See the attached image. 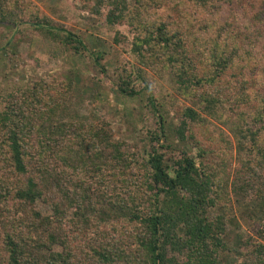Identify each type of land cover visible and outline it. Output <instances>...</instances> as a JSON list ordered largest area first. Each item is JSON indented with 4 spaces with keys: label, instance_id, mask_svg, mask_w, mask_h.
Returning <instances> with one entry per match:
<instances>
[{
    "label": "trees",
    "instance_id": "obj_1",
    "mask_svg": "<svg viewBox=\"0 0 264 264\" xmlns=\"http://www.w3.org/2000/svg\"><path fill=\"white\" fill-rule=\"evenodd\" d=\"M166 1L171 0H134L133 7L129 0H73L111 26L129 25L137 65L119 70V91L129 97L147 91L159 117L158 126L148 131L147 156L126 151L109 123L63 118L71 83L65 93L36 84L0 99V264H220L221 254L231 247L224 216L214 214V208L229 195L226 167L232 142L207 116L231 128L249 174L241 190L234 189L245 197L252 193L259 207L254 234L241 240L247 259L239 264H264V0H186L195 10L183 32L167 13L154 18ZM197 9L220 22L200 50L199 69L192 59L194 45L186 39L192 36ZM256 20L263 25H252ZM0 22H30L45 30L54 54L86 50L77 34L52 24L31 0H0ZM242 45L258 55L254 79L242 81L236 92L227 87V98L208 96L201 87L243 58ZM152 67H171L181 96L190 102L198 98L202 113L176 100L180 119L168 125L172 116L156 104L146 70ZM169 126L179 141L195 143V153L166 158L162 148L170 145L161 138L168 136ZM199 133L216 148L208 149ZM38 200L51 204L53 213L43 214ZM94 204L113 209L120 218L100 219Z\"/></svg>",
    "mask_w": 264,
    "mask_h": 264
},
{
    "label": "rangeland",
    "instance_id": "obj_2",
    "mask_svg": "<svg viewBox=\"0 0 264 264\" xmlns=\"http://www.w3.org/2000/svg\"><path fill=\"white\" fill-rule=\"evenodd\" d=\"M31 1L52 20V24L77 34L85 43L86 50L77 53L73 50L57 51V54H54V45L46 37L45 30L37 29L30 22H21L18 25L0 22V99L8 93L31 88L36 84H44L46 87L51 85L53 88L55 86L57 87L55 89L61 91L59 93H65L71 83L72 88L65 99L63 118L95 125L109 123L115 141L123 142L126 151L137 153L138 156H147L152 143L148 131L158 126L159 117L149 106L147 91L134 97L125 96L119 91V70L123 67L133 69L137 65L136 55L131 50L133 34L130 33L129 25L125 23L111 26L106 23L104 16L80 9L73 0ZM178 1L164 2L159 10L161 12H156L153 16L161 18L160 15L169 14V20L173 21L175 28L183 32L187 30L192 10L195 9L191 2L184 0L179 4ZM173 3L180 6L174 10L170 8ZM129 4L133 6L134 0H129ZM197 11L199 12L196 13L194 29L192 28L193 32L190 33L192 36L188 35L186 39L188 45H194L192 59L199 69L198 67L201 66L197 60L203 52L200 50L216 35V28L220 22L217 20L212 22L210 16L206 15L207 10L197 9ZM205 19L208 21L207 25L204 23ZM252 25H259V21L256 20ZM261 25L263 23L259 26ZM118 37L119 39L116 40ZM243 49L242 45L239 54L244 55L243 58L234 60V63L222 71L213 83L201 87L204 91L209 90L208 96L220 95L227 98L229 92L227 87L232 92H236L242 81L254 79L252 69L257 63L258 55H255V52L251 54L250 50L245 52ZM98 56H100V64L95 60ZM146 70L149 72L156 104L164 105L165 110L168 109L172 116L168 118V125L171 120L178 123L180 119L176 100L195 105L202 113V104L198 98L190 102L182 97L171 67H152ZM235 73H239L240 76L236 78ZM142 86L141 82H136V88L140 89ZM207 117L224 130L232 142V149L227 150L232 153L229 154L230 163L226 167L229 195L214 208V214L224 216L227 242L231 247L221 254L220 264H239L247 259L246 249L241 248V240L254 234L259 207L256 201H251L252 193L245 197V193L234 189L237 185L241 190L240 186L249 174L241 160L246 156H241L240 160L238 158L237 144L231 128ZM169 131L170 126L167 131L168 136L161 138V143L165 146L170 145L169 148H162L166 152L167 159L172 153L181 154V151L188 154L195 153V143L181 142L174 132ZM198 137L205 141L208 149L216 148V145L208 141V135L199 133ZM213 157L214 154L210 151L209 160L214 161ZM94 205L96 215L100 219L108 221L120 218L119 213L114 212L113 209L99 204ZM38 208L45 215L53 213L51 204L41 200H38ZM71 212L67 214L70 218ZM115 264L127 263L116 261Z\"/></svg>",
    "mask_w": 264,
    "mask_h": 264
}]
</instances>
